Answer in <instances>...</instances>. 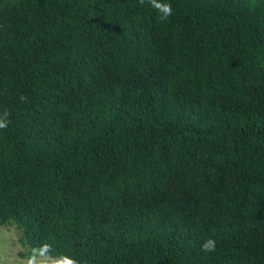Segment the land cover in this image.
<instances>
[{"label":"trees","instance_id":"trees-1","mask_svg":"<svg viewBox=\"0 0 264 264\" xmlns=\"http://www.w3.org/2000/svg\"><path fill=\"white\" fill-rule=\"evenodd\" d=\"M157 3L0 0V225L77 264H264V0Z\"/></svg>","mask_w":264,"mask_h":264},{"label":"rangeland","instance_id":"rangeland-1","mask_svg":"<svg viewBox=\"0 0 264 264\" xmlns=\"http://www.w3.org/2000/svg\"><path fill=\"white\" fill-rule=\"evenodd\" d=\"M12 24L13 18L0 11V33ZM158 196H173L180 201L185 199L184 194L173 187L163 188ZM21 236V230L14 223L6 226L0 225V264H29L33 257L37 261H52L60 258H50L33 252L28 245L21 241Z\"/></svg>","mask_w":264,"mask_h":264},{"label":"clouds","instance_id":"clouds-1","mask_svg":"<svg viewBox=\"0 0 264 264\" xmlns=\"http://www.w3.org/2000/svg\"><path fill=\"white\" fill-rule=\"evenodd\" d=\"M141 3L144 2V0H140ZM151 4L162 11L165 16L170 15L172 12L170 5L160 4L157 3V0H150ZM7 115L8 113L5 112L4 116L5 118L0 119V129L7 127ZM48 245H45L43 249H41V252L47 251ZM202 248L206 252H211L215 250V241L213 239H208L204 242L202 245ZM29 264H77V261L75 259L69 258L68 256H62L59 259L52 260V261H37L34 257L32 260H30Z\"/></svg>","mask_w":264,"mask_h":264}]
</instances>
